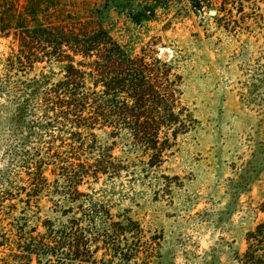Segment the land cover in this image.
<instances>
[{
	"label": "trees",
	"instance_id": "16d2710c",
	"mask_svg": "<svg viewBox=\"0 0 264 264\" xmlns=\"http://www.w3.org/2000/svg\"><path fill=\"white\" fill-rule=\"evenodd\" d=\"M85 1L0 0V38L10 39L0 77L8 105L0 107L10 109L6 119L18 131L0 169L6 213L17 211L0 234L11 264H97L98 251L110 256L100 258L104 264H127L139 246L127 236L141 231L139 221L79 187L135 164L113 154L117 139L125 138L145 169L160 165L187 129L177 57L162 58L158 42L139 38L151 14H178L183 0H113L103 8ZM184 1L197 16L213 10L208 16L227 32L248 20L245 8L264 3ZM112 12L126 16L124 41L110 25ZM49 195V214L41 216ZM258 211L263 217L246 232L235 264H264V196Z\"/></svg>",
	"mask_w": 264,
	"mask_h": 264
},
{
	"label": "rangeland",
	"instance_id": "374dc122",
	"mask_svg": "<svg viewBox=\"0 0 264 264\" xmlns=\"http://www.w3.org/2000/svg\"><path fill=\"white\" fill-rule=\"evenodd\" d=\"M112 1L85 3L103 8ZM178 8V14H151L139 38L158 42V56L177 57L178 106L187 115L186 131L160 165L145 169L125 138L117 139L113 154L135 164L79 190L112 213L127 211L139 221L141 231L127 236L129 243L139 239L127 264H235L246 232L263 217L258 205L264 196V3L245 8L248 20L230 32L208 16L213 10L197 16L184 0ZM111 16L115 35L126 40L125 14ZM9 47L10 39L0 38V77ZM1 105H8L3 97ZM9 110L0 107V169L18 134L6 119ZM2 190L0 183V234L8 233V222L17 215L6 213ZM51 196L39 203L41 216H48ZM5 248L0 246V264H11ZM100 258L98 251L97 264L110 256Z\"/></svg>",
	"mask_w": 264,
	"mask_h": 264
}]
</instances>
